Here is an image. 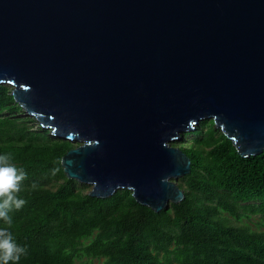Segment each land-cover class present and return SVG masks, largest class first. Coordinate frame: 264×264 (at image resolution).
I'll return each instance as SVG.
<instances>
[{"label":"water","instance_id":"95a60500","mask_svg":"<svg viewBox=\"0 0 264 264\" xmlns=\"http://www.w3.org/2000/svg\"><path fill=\"white\" fill-rule=\"evenodd\" d=\"M80 141L68 177L156 212L191 158L172 141L212 118L243 156L264 150V0H0V88Z\"/></svg>","mask_w":264,"mask_h":264},{"label":"trees","instance_id":"16d2710c","mask_svg":"<svg viewBox=\"0 0 264 264\" xmlns=\"http://www.w3.org/2000/svg\"><path fill=\"white\" fill-rule=\"evenodd\" d=\"M14 102L2 84L0 112L17 111ZM182 134L172 143L191 158L178 181L186 195L156 212L128 188L107 197L84 192L61 163L73 141L0 114V154L28 174L20 193L26 203L10 213V230L27 248L19 264H75L84 256L104 257V264H264V231L238 223L264 216V150L241 155L212 118Z\"/></svg>","mask_w":264,"mask_h":264},{"label":"clouds","instance_id":"9594fccd","mask_svg":"<svg viewBox=\"0 0 264 264\" xmlns=\"http://www.w3.org/2000/svg\"><path fill=\"white\" fill-rule=\"evenodd\" d=\"M12 159L11 154H0V221L6 225L0 227V264H19L21 257L27 255V248L17 243L10 230L13 224L10 213L26 203L20 193L28 174L23 168H17Z\"/></svg>","mask_w":264,"mask_h":264},{"label":"rangeland","instance_id":"374dc122","mask_svg":"<svg viewBox=\"0 0 264 264\" xmlns=\"http://www.w3.org/2000/svg\"><path fill=\"white\" fill-rule=\"evenodd\" d=\"M8 88L9 91L11 93L13 85L10 83H5ZM16 103V102H14ZM0 114H13L15 116H18L20 118H22L23 121H25V123L27 124L28 128L30 130H35L37 132H42L44 133L46 136L49 137H57V138H63V137H59L56 136L55 134H53L51 132V129L48 127H43L41 125V123L39 122V120H37V118L29 113H26L25 110L20 106V108L17 111L14 112H8L7 110H4L2 112H0ZM193 135H190L189 137H192ZM184 138V136H183ZM177 139L178 141L180 140H184V139ZM66 139V138H65ZM72 141V140H71ZM76 145L80 143V141H73ZM183 177V176H181ZM180 177V178H181ZM180 178L178 179V181L180 180ZM44 183L46 185H53L54 183L51 181H44ZM77 185L81 186V188L84 190V192H89V190L92 188V183H88V182H81L79 180H77ZM238 223H246L248 224L252 229H256V230H263L264 231V216L261 213H256V214H252L249 216H245L242 218V220ZM75 264H104V257H88V256H84V257H80V258H76L75 260Z\"/></svg>","mask_w":264,"mask_h":264}]
</instances>
